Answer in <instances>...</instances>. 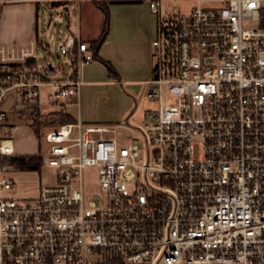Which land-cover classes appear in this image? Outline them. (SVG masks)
Segmentation results:
<instances>
[{"label": "built area", "instance_id": "2783aa9c", "mask_svg": "<svg viewBox=\"0 0 264 264\" xmlns=\"http://www.w3.org/2000/svg\"><path fill=\"white\" fill-rule=\"evenodd\" d=\"M15 1L26 0L0 4ZM177 1H147V95L158 104L142 123H121L140 142L123 145L116 126L60 124L41 149L55 182L13 197L2 157L15 153V125L0 107V264H264V0H196L186 11ZM58 52L68 68L56 80L49 63L45 73L6 65L33 49L1 54L0 101L15 88L34 102L44 85L54 102L78 95L91 43L67 33Z\"/></svg>", "mask_w": 264, "mask_h": 264}, {"label": "rangeland", "instance_id": "374dc122", "mask_svg": "<svg viewBox=\"0 0 264 264\" xmlns=\"http://www.w3.org/2000/svg\"><path fill=\"white\" fill-rule=\"evenodd\" d=\"M147 1L114 5V28L101 44L98 51L99 57H94L84 64L82 74L86 82L81 86L78 95L67 96L65 107L64 102H54L48 95L52 86H41L39 102H36L41 113L46 114L55 108L66 110L76 121H81L84 125L116 126L119 134L129 135L122 142L123 145L131 141L140 142L139 132L126 129L121 126V123L129 116L130 124L136 126L142 123L145 109L154 108L158 104V101L147 95L146 80L151 77L152 63L149 44L155 29V16L147 7ZM195 2L196 0H179L175 5L178 9L186 11ZM41 4L39 32L43 44L35 48L33 67L45 73L46 64L51 63L55 71L46 75L48 79L56 80L67 75L68 66L65 58L58 52L59 34L54 32V28L62 25L65 30L67 16L69 15L71 20L75 18L73 14L75 5L64 1L61 3L41 1ZM45 23L48 24V33L45 30ZM147 30L150 31L148 37L146 36ZM48 43L49 47L46 48ZM104 60L110 61L114 66L120 76L119 80L109 75ZM17 62L21 63V60ZM142 71H145L144 77L136 80L142 76L140 74ZM164 95H167L166 91ZM0 107L10 115L8 119L16 124L14 128L16 150H36L38 142H35L28 127L25 126V123L29 125L32 121L33 114L30 104H23L16 89L11 88L3 95ZM54 117L56 116L49 115L50 119ZM44 131L45 128H41L40 132ZM44 145L45 141L42 139L41 146ZM7 166L15 177L16 185L27 191L26 194L38 189L40 185L55 182L56 170L53 167L42 165L38 170H22L12 165ZM96 178V168L86 167L83 172L84 184L96 190ZM26 194L24 198H28Z\"/></svg>", "mask_w": 264, "mask_h": 264}, {"label": "crops", "instance_id": "0c3cea01", "mask_svg": "<svg viewBox=\"0 0 264 264\" xmlns=\"http://www.w3.org/2000/svg\"><path fill=\"white\" fill-rule=\"evenodd\" d=\"M61 2L63 1H55L53 3H61ZM66 2L73 3L75 5V8L73 9L74 11L73 14L75 15V18L71 20L69 19V15L67 16L68 21L66 23L65 30H63L62 25L54 28V32L55 33L58 32L59 34V42L63 39V37L67 33H73L74 35H79L82 39L88 41L89 43H91L94 39L99 37L105 27V14L101 6L97 3V1L95 0H78V1L71 0V1H66ZM117 4H121V3H111V2L109 3V27H108V32L104 40L109 37L108 34H110L114 28L113 27L114 26L113 25L114 11H115L114 5H117ZM41 5H42L41 1H33V0L3 2L0 4V49L2 50V52L0 53V56L1 54L7 55L12 49L18 50L20 48L25 49V50L33 49V52L35 54V48L38 45L43 44L42 39H41L42 36L40 35V32H39V13H40ZM110 18H111V25H110ZM155 24H156V21H155ZM44 26H45V30L48 33V30H47L48 24L45 23ZM149 32H150L149 30L146 31L147 37L149 35ZM153 36H154V32H153ZM47 47H49V43L46 44V48ZM144 72L143 71L140 72L142 76L138 77L136 80L142 79V77H144L143 76ZM116 79L119 80L120 76L118 75V78ZM66 100L67 98L64 101L65 107H66ZM37 101L39 102V97L35 100V102ZM51 110L54 111V110H57V108L51 109ZM8 118L6 122L16 126V124L11 122ZM25 126L28 127L30 134L35 139V142L36 143L38 142L37 143L38 148L36 150H26V151L19 150L20 151L19 152L16 150V146H15L16 143H15V137H14L15 153L17 154L36 153L39 150V141L37 137L35 136L33 128L26 123H25ZM2 131H4L3 128H2ZM11 176L13 177L14 185L7 192V194L13 197H19V198L25 197L24 195L27 193V191H24V189L21 186L16 185L15 180H14L15 177L12 173H11ZM37 191L38 189H35L30 194H26V197L28 198L35 197L37 194Z\"/></svg>", "mask_w": 264, "mask_h": 264}, {"label": "trees", "instance_id": "16d2710c", "mask_svg": "<svg viewBox=\"0 0 264 264\" xmlns=\"http://www.w3.org/2000/svg\"><path fill=\"white\" fill-rule=\"evenodd\" d=\"M110 1L111 0H98L97 1V3L101 6L105 14V27L101 35L91 42L94 57H99L98 55L99 48L108 32ZM260 24L264 25V22L261 21ZM34 61L35 59L34 60L25 59L23 63H6V65L17 64L18 66L32 67L34 64ZM103 62L105 63L107 67L109 75L112 77L118 78V73L116 72L113 65L107 60H104ZM23 104H26V103H23ZM28 104H30V107L32 109L31 113L33 114L32 121L29 123V126L33 128L35 136L37 137L39 141V150L36 153H31V154L14 153L13 155H6L2 157V162L5 163L6 165H12L17 169L38 170L42 166L41 140L42 139L44 140L45 131L55 128L58 125L66 123V122H75V119L66 110L57 109V110L50 111L45 114V113L40 112L39 106L37 105L35 101L30 102ZM49 115L50 116L54 115L56 117H54L53 119H50ZM41 128H45V131L42 133L40 132Z\"/></svg>", "mask_w": 264, "mask_h": 264}, {"label": "water", "instance_id": "95a60500", "mask_svg": "<svg viewBox=\"0 0 264 264\" xmlns=\"http://www.w3.org/2000/svg\"><path fill=\"white\" fill-rule=\"evenodd\" d=\"M142 0H111V3H121V4H128V3H139ZM35 56L34 55H29L27 56V60H34Z\"/></svg>", "mask_w": 264, "mask_h": 264}]
</instances>
